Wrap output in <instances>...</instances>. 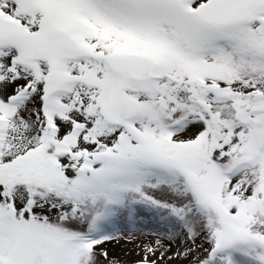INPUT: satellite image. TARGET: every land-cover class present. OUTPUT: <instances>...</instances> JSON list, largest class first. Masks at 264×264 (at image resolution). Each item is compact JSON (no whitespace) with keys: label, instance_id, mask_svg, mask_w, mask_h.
<instances>
[{"label":"snow or ice","instance_id":"1","mask_svg":"<svg viewBox=\"0 0 264 264\" xmlns=\"http://www.w3.org/2000/svg\"><path fill=\"white\" fill-rule=\"evenodd\" d=\"M0 264H264V0H0Z\"/></svg>","mask_w":264,"mask_h":264},{"label":"rangeland","instance_id":"2","mask_svg":"<svg viewBox=\"0 0 264 264\" xmlns=\"http://www.w3.org/2000/svg\"><path fill=\"white\" fill-rule=\"evenodd\" d=\"M129 247H130V246H129ZM116 252H117V254H121V255H122V253H123V249L117 247ZM132 258H134V256L131 257L130 259H132Z\"/></svg>","mask_w":264,"mask_h":264}]
</instances>
